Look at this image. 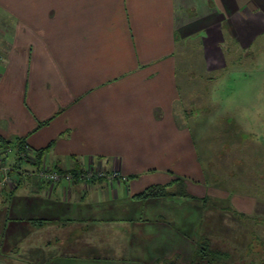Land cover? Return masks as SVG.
Listing matches in <instances>:
<instances>
[{"label": "crops", "instance_id": "obj_1", "mask_svg": "<svg viewBox=\"0 0 264 264\" xmlns=\"http://www.w3.org/2000/svg\"><path fill=\"white\" fill-rule=\"evenodd\" d=\"M0 138L108 176L11 144L0 264L184 263L219 211L263 238L264 0H0Z\"/></svg>", "mask_w": 264, "mask_h": 264}, {"label": "rangeland", "instance_id": "obj_2", "mask_svg": "<svg viewBox=\"0 0 264 264\" xmlns=\"http://www.w3.org/2000/svg\"><path fill=\"white\" fill-rule=\"evenodd\" d=\"M258 78L257 74V82ZM196 129L202 131L209 128L197 127ZM10 158L12 157L10 156ZM21 165L23 168L26 167L22 162ZM208 208L213 209L214 207L209 205ZM219 214L223 218H217L215 214L209 217V226L213 229L211 232L212 236L215 235L217 230L219 233L217 232L216 236H222L205 237L204 240H199L204 241L201 246L205 248V253L211 251L219 256H203V260L212 259L214 260L213 264H264V236L263 238L255 237L256 233L253 231L255 225L250 221L246 222L243 218L231 214V212L224 211L223 214L219 211ZM259 237H262V234L259 233ZM194 257L196 262L198 254Z\"/></svg>", "mask_w": 264, "mask_h": 264}, {"label": "trees", "instance_id": "obj_3", "mask_svg": "<svg viewBox=\"0 0 264 264\" xmlns=\"http://www.w3.org/2000/svg\"><path fill=\"white\" fill-rule=\"evenodd\" d=\"M11 144H13L14 147V155L17 157L19 153L24 152L26 150V148L24 147L23 141L22 139H18L15 142H6L4 140H2L0 138V150H5L7 148H10ZM43 154H44V150H38L36 151L33 156L32 159L33 160V164L37 165L38 167L36 168V170H38L40 168V164L42 163V158H43ZM18 161H21L20 159H18ZM29 162V161H27ZM186 195L184 194V190L182 188V184L181 182L174 180L173 182L167 184V185H163V186H151L147 189H145L143 192H141L140 194L134 196L133 198L135 199H148V198H173V197H185ZM196 245V244H195ZM198 249V251H197ZM198 254V258L197 261H194V256H197ZM216 253H212L211 251H208V253H205V248L202 246H194L193 249V257L190 261L188 262H184V263H180L179 262V257H177V260L175 261H165L168 264H213L214 260L209 259L208 261L203 260V256H210L216 257ZM219 256V255H218ZM194 261V262H193Z\"/></svg>", "mask_w": 264, "mask_h": 264}, {"label": "built area", "instance_id": "obj_4", "mask_svg": "<svg viewBox=\"0 0 264 264\" xmlns=\"http://www.w3.org/2000/svg\"><path fill=\"white\" fill-rule=\"evenodd\" d=\"M11 153V148H7L3 150L0 153V158H6L8 154ZM18 159L21 161H31L32 154L28 150H25L24 152H21L17 156ZM9 169L6 167H3L0 169V185L8 184L9 182ZM36 175L39 177L40 181L49 185H55L57 183H60L64 181L66 184L70 185L75 181L82 182L84 184L92 183L93 181L108 177L104 171L102 170H96L94 167H87L82 170V172L79 173H62L58 172L54 169H47L46 167L39 168L35 171ZM112 180L116 179V173H112L111 177H109Z\"/></svg>", "mask_w": 264, "mask_h": 264}]
</instances>
